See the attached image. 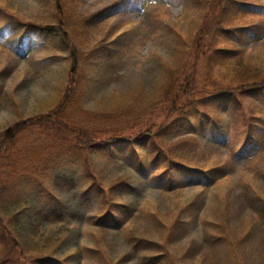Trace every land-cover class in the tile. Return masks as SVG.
Here are the masks:
<instances>
[{"label":"rangeland","instance_id":"rangeland-1","mask_svg":"<svg viewBox=\"0 0 264 264\" xmlns=\"http://www.w3.org/2000/svg\"><path fill=\"white\" fill-rule=\"evenodd\" d=\"M66 4L73 5L76 15L82 16L83 20L75 17L68 24L61 20L55 23V17L62 13ZM61 16L64 17L63 14ZM9 24L14 30L8 29L5 33L9 32L10 35L2 36L5 39L0 41V134L21 122L29 124L30 130L27 129L24 134L18 133L15 151H0V166L14 165L24 156V170H19L17 178L11 179L16 182L14 193L21 201L19 204L23 215L17 218L14 212H10V216L0 213V264H136L138 261L119 230L97 225L89 227L88 222H92L88 221L89 215L99 209V193L92 192L89 202L86 201L87 197H82L87 187L92 185L86 177L91 164L95 163L92 167L98 172L99 178L108 182L125 174L126 163L111 160L101 152L68 147L64 149L65 154L83 156V163L75 162L65 168L75 178H68L71 184L54 187L49 185L47 179L44 185L39 183L42 180L40 150L52 142L55 133L52 128L45 129L46 125L40 122L43 119L40 115L55 108L57 88L65 85L72 65L68 46L62 37L49 34L42 40L39 37L40 27L56 25L62 27L60 32H66L73 31V24H77L81 29L76 32L87 41V48L103 35L106 36L104 42L113 39L118 32L123 35V42L128 44L122 53L124 56L116 55L107 60L103 55L93 54L87 76L83 77L86 85L89 83L87 104L97 105L98 111L103 106L121 108L129 102V98H125L126 93L135 85L149 89L159 75L161 59L166 65H175L180 60L191 65L194 60L199 76L209 77L212 85L214 82L220 85V91L228 88L224 93L241 101L245 109L236 111L237 104H233L234 100L229 98V104L236 107L228 112L231 113L229 119L221 114L223 109L211 107L212 116L222 128L202 133L215 140L224 139L228 122L237 118L234 127L237 135L228 147L205 144L202 134L193 139L194 146L189 147L187 158L195 157L205 169L231 159L233 164L235 152L239 150L235 148V143L240 141V134L251 122L250 128L255 134L258 135L264 129V114L255 112L258 109L263 111L257 103L261 96L257 88L264 85V0H0V30ZM27 30L33 32L26 42L27 50L18 54L9 44L20 39ZM170 42L178 46L185 42L188 49L172 50L169 55ZM204 72L211 76L202 74ZM239 90L249 96L241 95L243 93L234 95ZM220 93L218 95H223L222 91ZM223 100L225 106L228 100ZM250 102L252 104L248 106ZM215 105L219 108V104ZM244 118L249 122L245 124ZM94 120L91 129L108 122L104 119ZM158 142L162 144L164 141L160 139ZM197 142L200 146H197ZM7 145L3 144L4 147ZM151 146L154 145L149 148ZM155 149L150 159L157 153ZM47 153L49 156L45 163L51 165L56 150ZM127 158L136 159L135 152L129 153ZM252 165L247 163L235 167L233 174L219 179L212 187H192L172 195L160 194L145 184L139 185L136 195L143 204L148 202L147 210L150 205H157L162 210H173V206H177V210L168 217L171 223H176V229L170 232L174 236L169 239L167 248L164 247L171 255L165 258L166 262L264 264V228L257 232L249 231L251 225L245 216H249V212L246 209L244 213V208L250 201L239 188L240 182L258 185L264 197V146L257 163L254 162L255 167ZM158 166L160 173L167 164ZM177 177L183 179V171ZM200 177L203 176L196 171L187 176L192 180ZM32 181L34 185L25 184ZM73 186L76 188L73 189ZM47 187L51 188L50 194L44 192ZM35 204L40 206L36 207ZM56 205L66 212L76 213V216L66 219V224L73 229L72 234L56 238L54 233L59 231V224L55 227L50 224L42 227L41 237L31 233L22 237L25 232L20 224L22 218L26 224V217L36 220L34 217L41 207L51 210ZM227 207H230V213L226 219L234 231L230 237L217 240L213 248L204 239L208 236L215 239L212 231L209 234L210 230L208 234H203L207 229L204 218L212 221L223 219L221 215ZM200 210L201 215L196 218ZM190 220L191 223L187 224ZM149 221V218H143L140 223L131 226L139 232L142 228H148L146 224ZM181 221L184 223L181 224ZM150 236L154 237V233L151 232Z\"/></svg>","mask_w":264,"mask_h":264},{"label":"trees","instance_id":"trees-1","mask_svg":"<svg viewBox=\"0 0 264 264\" xmlns=\"http://www.w3.org/2000/svg\"><path fill=\"white\" fill-rule=\"evenodd\" d=\"M58 4L60 5L59 1ZM63 9L62 13H58L55 17V23L61 20L62 23L68 24L74 21L75 17L83 20L82 16L76 15V8L73 5L66 4ZM12 24L17 26L16 23ZM73 25V31L66 32H60L62 27H56V25L39 28L45 35H60L68 46L69 58L72 61L65 85L57 88L58 100L56 106L54 105L55 108L40 115L43 118L40 122L46 125L45 129L52 128L55 133L52 136V142L40 150L42 180L39 183L44 185V180L47 179L49 185L54 187H60L61 184H71L68 178L74 177L70 176L65 168L75 162L80 161L83 163V156L75 157L74 155L65 154L64 149L68 147L77 148L80 151L92 150L93 153L101 152L111 160L123 161L126 163L125 174L108 182H103L99 178L98 172L92 167L95 163L89 166L86 177L92 185L87 187L84 192L86 195L82 194V197H87L86 201L89 202L90 195H93L92 192L97 191L100 200L99 209L88 217V221L92 220V222H88V225L89 227L97 225L119 230L137 255L138 261H136V264H170L165 261V258L171 255L164 247L167 248L169 239L174 236L170 232L176 229V223H171L168 217L177 210V206H173V210H162L157 205H150L147 210L148 202L143 204L137 197L136 191H138L140 184H145L150 189L158 190L160 194L172 195L181 192L183 188H187L193 183V181L187 179V176L195 170L199 171L206 180L211 179V181L203 179L202 184L205 186H211L217 180L233 173L236 165L234 162L231 164V160L224 163L218 162L211 169H205L203 164H198L195 157L188 159L187 152L190 150V146H194L193 139L196 137L195 135L197 133L201 134L202 130L200 128L203 125L210 126L214 123L208 110L209 107L214 104L223 107L225 104L224 98H227L228 104L229 98L234 100L232 103H236L237 108L233 104L229 105L235 107L236 111L244 110L245 105L241 101H236L233 96L224 93L229 90L228 88L221 90L223 95H218L221 94L220 85L215 82L212 85L209 77L199 76L194 60L191 65H187V61L182 62L183 60L179 61V59V62L177 61L178 63L175 65H166L161 59L159 75L148 92H145L141 86L132 88L125 96V98H129V102L121 108L112 109L103 106L98 111L97 105L90 106L87 104L88 84L86 85L83 78L87 76L86 72L91 64V56L101 54L107 60L116 55L123 56L121 52L127 49L128 44L123 42V35L115 31L118 33L113 39L104 42L106 36L103 35V37L96 39L93 45H89V48H91L89 49L87 48V41L80 38L76 32L81 27L77 24ZM3 28L0 30L1 42L5 39L2 36L10 35L9 32L5 33L8 29L10 31L14 30L10 24ZM28 34V30L24 31L20 39L9 44L11 48L19 53L16 46L24 42ZM185 48L188 49L185 42L181 46L171 44L169 55L172 50L182 51ZM195 53L196 51H194ZM202 74L211 76V74L205 72ZM213 79H215L214 76ZM240 93L249 96L240 90L234 95ZM216 99L218 100L215 101ZM257 103L264 104V93L258 98ZM251 104L250 102L248 106H251ZM255 112L263 115L261 109ZM221 114L227 115L226 109ZM94 119H104L108 122L91 129V124L95 123ZM243 121L245 124L249 122L246 118ZM21 123L6 129L0 134V151L2 153L5 150L15 151L17 149L18 133L24 134L30 130L28 129L29 124ZM250 126L252 128V122ZM250 126L246 128V138L238 147L239 150L235 152L233 161L238 160V157L245 151L247 145L244 146V143L249 144L255 141L254 132L251 131ZM226 128L231 130V127ZM211 129L214 131L213 128ZM205 138L207 140L205 144L214 143V140L209 136ZM160 139L164 141L162 144L157 143V140ZM228 142H224L223 145H227ZM3 144L8 145L4 147ZM215 144L217 143L215 142ZM150 145L154 146L149 148ZM197 146H200L198 142ZM154 149L157 153L150 159L151 152ZM49 150H56V156L51 165H46ZM68 150L71 151V148ZM133 151L136 159H128V154ZM259 153L260 149L258 147L249 159L256 158ZM23 159L24 156L20 157L14 165L4 166V164H1L0 166V213L10 216V212H14L17 218L23 215V210L19 204L21 201L19 202L17 193H14L16 182L11 179L17 178V175L20 174L19 170H24ZM149 162L154 165L165 162L167 167L158 173V167L153 166L154 168L151 170L152 167L146 164ZM143 166L147 171L143 169ZM181 171H183V179L177 177ZM50 173H52L51 177ZM194 183L195 185L201 184V182ZM25 184L34 185V181ZM72 188L76 187L73 186ZM50 189V187H47L44 192L50 194ZM241 189L243 193H246L245 197L248 202H251L244 208V213L246 209L249 212V216L245 215L246 218H249V225L252 227L249 228V231L257 232L261 227L264 228V197L261 196L258 185L243 183ZM134 195L136 197L132 198ZM35 206L40 205L35 204ZM229 213L230 207H227L221 215L223 219L216 218L215 222L205 221L207 228L214 230L217 234V238L214 240L204 238L208 241L209 246L213 247L217 240L230 237L233 233L234 229L229 226L226 219ZM72 216H76V213L66 212L58 205L51 210L41 207L36 217H34L36 220L26 217L28 221L25 224L24 219H21V227L25 229L22 237L28 236V233L41 237L42 227L50 224L54 227L59 224V231L54 233L56 238L68 236L73 233V229L66 224V219ZM199 216L198 213L197 217ZM0 218H2L1 214ZM143 218L150 219L146 224L148 228H142L139 232H136L131 225L136 222L140 223ZM182 223L184 221H181ZM188 223H191V221H188ZM181 224L180 229L182 228ZM189 225L191 226V224ZM150 230L154 233V237L150 236ZM86 232L89 231L86 230ZM15 238L19 241L17 237ZM189 247L190 251L193 252V248Z\"/></svg>","mask_w":264,"mask_h":264}]
</instances>
